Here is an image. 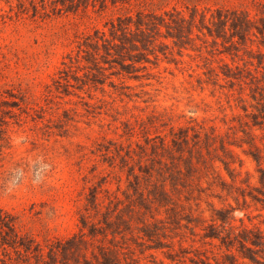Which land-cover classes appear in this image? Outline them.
<instances>
[{"label":"rangeland","instance_id":"374dc122","mask_svg":"<svg viewBox=\"0 0 264 264\" xmlns=\"http://www.w3.org/2000/svg\"><path fill=\"white\" fill-rule=\"evenodd\" d=\"M54 1L0 0V213L45 248L46 264H85L83 254L49 258L82 230L92 264L101 247L119 264H184L170 258L181 244L195 258L194 234L219 218L264 230V0H131L78 12L53 11ZM193 8L252 24L243 40L195 29L182 52L161 38L139 79L108 72L95 86L85 77L78 44L95 28ZM105 220L116 242L87 236L91 226L106 231ZM23 255L0 248L2 261L36 263Z\"/></svg>","mask_w":264,"mask_h":264},{"label":"trees","instance_id":"16d2710c","mask_svg":"<svg viewBox=\"0 0 264 264\" xmlns=\"http://www.w3.org/2000/svg\"><path fill=\"white\" fill-rule=\"evenodd\" d=\"M130 1L55 0L57 6L53 11L78 12L88 9L90 5L94 8L99 5L100 9L103 10L109 4L116 7L119 3L127 4ZM59 6H61L60 9ZM36 8L34 6V9ZM208 13H210L209 18ZM197 21L201 26L197 25ZM206 21L215 26L216 29L213 30L207 26ZM251 24L250 19L240 18L237 12L224 10L206 12L193 8L189 17L177 10L165 12L163 15L144 11H138L135 15L127 13L108 20L103 28H95L92 34L84 36L78 44L77 59L79 60L77 61L82 64L84 69H89L91 75L86 74L85 77L90 78L89 81L95 86L104 83V78L108 72H110L109 76L127 75L130 79H139L137 73L139 70L146 69L143 64L150 61L148 55L158 57L155 46L161 38L170 41L174 47L182 52L193 41L195 29L200 32L207 29L209 35L216 37V39L225 37L228 31H232V38L238 36L243 40L245 33L250 30ZM163 29H165V33H163ZM161 45L166 48L169 46L166 42H161ZM69 58H72L71 55ZM224 76L228 79H238L229 72H224ZM73 77L76 81H82L84 85H89V82L80 80L81 77ZM63 79L67 81L68 75ZM256 161L260 162V158L258 160L256 158ZM260 173V181L264 184V169L260 170ZM92 199L95 203L96 196L93 195ZM219 219V222L204 226L200 234H196L193 230L194 236H198L199 240H192V243L200 244L196 250L198 253L195 252V258L190 257L187 249L181 244L182 255H176L174 258L172 256L170 259L184 264L186 260H189L191 264H264V230L259 227L250 228L244 224L238 227L228 218ZM82 223L83 229L87 228L85 222ZM105 225L106 231L91 226L87 236L91 240L99 236L103 237V240H108L110 234L113 237V240H109L110 243L116 242L117 236L121 235L120 232L115 230L109 220H105ZM153 228L148 226L142 230L145 237L151 239L157 235L158 226L155 225ZM85 236L86 234L82 230L73 239L66 242L60 241L57 247L49 248V258L55 260L53 258L57 254H61L63 257L72 256L76 258L79 254H83L84 263L92 264V260L88 259L87 254L88 245L92 242L86 240ZM201 247H210L212 255L208 256L207 251H201ZM0 248L5 253L13 251L18 256L24 254L23 256L27 257L28 260L33 258L36 261V263L29 264H46L44 260L45 248L32 235L23 234L17 219L10 214L0 213ZM82 249H85L86 252H82ZM113 254V251L106 250L104 247L99 248V254L95 250L91 251V257L97 264H119ZM0 264L12 263L0 260Z\"/></svg>","mask_w":264,"mask_h":264}]
</instances>
